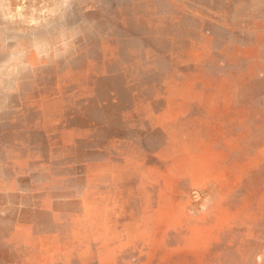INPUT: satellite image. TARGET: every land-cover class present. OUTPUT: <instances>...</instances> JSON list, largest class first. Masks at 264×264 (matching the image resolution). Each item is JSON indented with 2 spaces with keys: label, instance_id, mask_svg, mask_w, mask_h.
<instances>
[{
  "label": "rangeland",
  "instance_id": "1",
  "mask_svg": "<svg viewBox=\"0 0 264 264\" xmlns=\"http://www.w3.org/2000/svg\"><path fill=\"white\" fill-rule=\"evenodd\" d=\"M0 264H264V0H0Z\"/></svg>",
  "mask_w": 264,
  "mask_h": 264
}]
</instances>
